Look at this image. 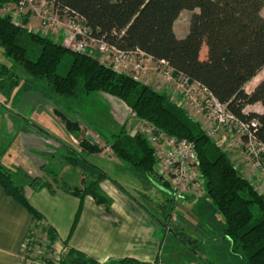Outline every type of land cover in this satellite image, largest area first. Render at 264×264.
Instances as JSON below:
<instances>
[{"label": "trees", "instance_id": "obj_1", "mask_svg": "<svg viewBox=\"0 0 264 264\" xmlns=\"http://www.w3.org/2000/svg\"><path fill=\"white\" fill-rule=\"evenodd\" d=\"M19 0H0V6ZM61 17H79L90 36L122 52L141 51L155 61H164L175 75L199 83L228 110L242 120L257 119L258 139L264 143V111L245 113L248 106L264 109V79L248 93L245 87L264 70V0H45ZM192 12L187 33L181 38L175 23L183 12ZM28 24V20H24ZM0 50L35 80H44L59 97L77 99L84 94L104 92L126 103L136 115L169 136L193 143L200 171L205 179L210 207L223 220V234L240 249L245 264H264V194L240 174L217 143L165 93L133 77L102 64L87 53L68 49L62 42L13 24L0 17ZM65 75L58 73L67 58ZM13 89L20 77L0 61V85ZM73 135L78 124L65 121ZM114 154L143 178L160 185L170 197L169 184L155 171L154 149L140 134L128 135L124 129L113 135ZM84 150L96 151L85 140ZM75 152V151H74ZM0 186L23 206L35 221L42 215L27 200L25 186H44L28 174L12 172L2 163ZM79 159L85 160L81 153ZM20 177L17 181V178ZM107 175L83 189L64 185L63 189L97 204L107 205L99 183ZM156 179L158 180L156 182ZM53 240V234L48 230ZM177 236V234H176ZM181 241L184 239L179 237ZM46 264H55L46 261ZM57 264H100L83 253L71 251ZM113 264H137L125 259Z\"/></svg>", "mask_w": 264, "mask_h": 264}, {"label": "crops", "instance_id": "obj_2", "mask_svg": "<svg viewBox=\"0 0 264 264\" xmlns=\"http://www.w3.org/2000/svg\"><path fill=\"white\" fill-rule=\"evenodd\" d=\"M174 29L176 32V27ZM187 31L188 28L184 35ZM184 35L179 37L182 38ZM263 79L264 76L250 90H247L248 83L245 90L251 93ZM2 89L3 87L0 85V132L5 130L4 126L7 127L10 135L6 137V140L12 141V143L9 141V145L5 146L8 150L2 155V163L12 172H15L16 169L23 171L27 167L34 168L36 164H34L33 158H31L32 161L23 156V161L20 157L13 159V89L9 87H6L5 91ZM23 99L25 96L22 97L20 103ZM248 108H253L254 110L251 112L258 114H262L264 111L261 104L248 106L245 113H249ZM36 115L37 118L33 120L46 130L45 133L49 132L57 139L65 138V127H61L59 130L55 129L53 125L54 131L50 132L51 129L45 125L47 122L43 111L40 113L38 110ZM34 132L30 134V137H27V140L25 139L24 143L31 146L29 150L32 154H35L36 151L41 153L38 149L39 145L43 143V138L40 137L42 134L36 135ZM226 134L225 132L219 134L218 146L227 153L240 174L257 189L259 185H262V179L252 169L248 157L240 150L231 147V140ZM24 143L21 139V144ZM3 146L0 142V147ZM62 146L66 152L73 151L65 143ZM43 153L49 155L50 150H42L41 154ZM42 156H38V159L44 163L43 165L39 163V168L42 167L48 171L43 168L48 166V162ZM61 158L60 174H67V177L61 176L64 185L83 189L76 181L74 174L77 173L74 172L73 166L67 162V154ZM44 170L42 171L46 173ZM73 179L75 181H72ZM80 180L82 182V179ZM46 182L43 180L41 184L44 186H39L37 189L25 186L26 198L43 216L41 221H35L27 210L8 196L0 186V264H16L25 238L33 229L44 233L46 241L51 245L55 255L63 257L64 249L67 248L69 253L71 251L83 253L100 264H113L125 259L133 260L137 264H220L221 262L223 264H245L244 260L236 255L239 252L238 248L224 237L223 228L218 233L209 230L204 233V237L197 232L189 236L181 230L182 232H179L181 238L184 239L183 242L164 227L162 210L157 209L159 207H149V202L147 203L143 198L137 199L132 196L123 185H120V182L114 183L107 178L100 182V191L108 200L107 205L97 204L91 196L81 198L73 195L65 191L62 185L47 184ZM204 202L188 205V201L186 205L191 210L187 217L198 221L196 217L199 207L201 213H205L202 221L211 216L210 213H207L209 210L205 209V207L208 209L209 205ZM212 211L214 210L212 209ZM215 216H217L216 213ZM197 225L198 223L194 224L195 227ZM48 230L52 232L53 240L49 236ZM197 230H199L198 227ZM230 256H235V258L229 259ZM67 258L68 256L64 259Z\"/></svg>", "mask_w": 264, "mask_h": 264}, {"label": "rangeland", "instance_id": "obj_3", "mask_svg": "<svg viewBox=\"0 0 264 264\" xmlns=\"http://www.w3.org/2000/svg\"><path fill=\"white\" fill-rule=\"evenodd\" d=\"M191 15L192 12H183L176 22L175 27L178 36H182L186 32L187 28L189 27ZM262 15L264 16V10ZM25 19L28 20V24L26 25L24 24ZM22 21L24 25L23 28L29 29L32 32L38 30V33L42 35L43 32L42 28L40 27V20L35 12L31 10V8H28V12L25 16H22ZM56 33L60 35L62 34V30L57 31ZM53 39L55 38L53 37ZM57 39L58 41L62 42L61 36H59ZM88 45L91 47L90 44ZM92 57L97 58L98 56L97 54H93ZM0 60L3 64L14 71L21 80L20 86L16 87L17 89L13 88V159L20 157L22 160L23 156L25 158H29V160L32 161L31 158H33L34 164H36L34 168L27 167L23 171L16 169L15 172L28 174L30 177L40 181V184L43 180H45L47 181V184L51 183L58 186H64L63 180H61V178L63 176L67 177V174H60V165L62 164L61 156L67 154V162L69 165L73 166L74 172L77 173L76 175L74 174V176H76V181L80 183V187L84 188L90 183L96 182L98 179H100L102 174L107 175V179L114 183L120 182V185H123L126 191L135 198H143L147 203L149 202V207H159L157 209L162 210L161 214H163V225L171 232V234L173 233L174 237H181L179 232L181 230L189 236H192L195 232H197L202 237H204V233L209 230H213V232L216 233H218L220 230L222 231L223 220L219 214L215 216V212L212 211V208L209 205L210 201L208 197H186L185 199H176L174 191H171L170 188V197H167L162 192L159 184L156 185L154 181H149L143 178L137 172L133 171L126 163L122 162L116 157L113 149L111 148V145L114 142L113 135L119 133L120 129H124V131L130 136H134L137 133L140 134V122L143 120L137 115L135 117L133 115L134 112L126 103L104 92L91 94L82 93L77 99L56 96L51 92L46 81L35 80L30 77L15 62L6 58L3 55L2 50H0ZM135 63H141L142 67L145 68L146 71H143L142 74L137 76L135 73L131 72V69L133 68L132 64L130 65V68H128V70H130L128 71V74L123 70L124 68L122 65H119L117 69L120 70V73H124L131 77L136 76L139 79L138 81L152 87L154 90L160 93H165L171 99V93L176 92L178 85L172 81L168 82L162 79L160 72L163 70V68L160 66V64L155 62L147 63V61L144 59L143 61H139V58L135 60L134 64ZM69 65L70 58L68 57L59 66L58 73L65 75L68 71ZM114 65L111 66L115 67ZM263 76L264 71H261L256 79L252 80L251 83L248 84L247 90H250ZM2 87V90L5 91L6 87H9V84H2ZM23 96H25V99H23V102L21 101L20 103V100ZM37 109L40 111V113L43 111L45 120L47 122L45 125L48 127V129H51V131L49 130L50 132L54 131V127L55 129L59 130L61 127H65V134L67 137L65 136L64 139L62 137H60L62 139H57L49 132H47L49 134L45 133L46 130L33 120L37 118ZM252 110L254 109H247L249 113ZM67 120L78 124L79 133L77 136L73 135V133L67 130L65 123ZM4 129L5 130H3V132H0V142L2 145H4L3 147H0V152L2 154L7 152L8 149L5 146L9 145L10 141L9 139L6 140V137L10 135L9 131L7 130L8 128L4 126ZM32 132H34L36 135H38V133L43 135H39L41 138H43V143L39 145L40 148L38 150H40L41 153L42 150H50V156L46 153H43L45 155L42 156L43 154L37 153L38 151H36L35 154L31 153V150H29L31 146L29 147V145H25L26 143L24 142H26L25 139L27 140V137H30ZM21 139L24 144H21ZM82 140H85L91 146H96L97 150H84V147L81 145ZM10 142L12 143V141ZM63 143L69 145L68 147H70V149L73 151L68 150V152H66V149L62 146ZM216 143L218 145L219 142L216 141ZM79 151L82 153L85 160L79 159L77 156ZM38 156H42L44 157L43 159L47 160L48 166H44L43 168L48 169V171H45L42 169V167L39 168L40 164L43 165L44 163L38 159ZM59 160L60 162H58ZM42 170H44L46 173H44ZM106 178L102 179L100 182L106 180ZM80 179H82V182ZM18 180L20 182V177L17 178V181ZM72 181H75V179ZM157 181L158 180L156 179V182ZM203 201H205V204L209 205L208 209L207 207H205V209L209 210L207 213H210L211 216L207 215L208 218H205L204 221H202L204 218L203 215H205V213H201V208L199 207L197 209L198 214L196 217L198 218V221L196 219L192 220L191 217H187L191 210L188 205L192 203L197 205ZM186 203H188V205H186ZM197 223L198 225L195 227L194 224ZM197 227L199 230H197ZM38 232L39 231L33 229L29 232V235H32L36 238L37 252L35 256L38 255L37 257H42L46 260L48 257L46 252L47 249H52L47 243L44 233L41 231L39 233ZM176 234L177 236H175ZM238 250L239 252L236 253V255L244 260L242 251L240 249ZM50 252V254L53 255V251ZM230 257L231 258L229 259L232 260L235 258V256ZM52 259L53 260L47 261L53 262L55 264L59 262L58 257L54 256ZM220 264L223 263L221 262Z\"/></svg>", "mask_w": 264, "mask_h": 264}, {"label": "built area", "instance_id": "obj_4", "mask_svg": "<svg viewBox=\"0 0 264 264\" xmlns=\"http://www.w3.org/2000/svg\"><path fill=\"white\" fill-rule=\"evenodd\" d=\"M31 8L40 20L42 35L54 37L61 36L62 43L68 49L87 53L89 56L97 54V58L104 65H114L116 71L122 65L123 70L129 73L128 68L132 64L131 72L140 75L146 71L141 63L134 64L135 60H146L147 63H157L163 68L160 72L162 79L176 83L178 88L171 93L172 102L181 103L184 110L196 122L200 124L208 137L215 142L220 133H227L231 140V147L241 151L250 160L252 169L262 179V185L257 191L264 194V143L256 136L259 127L257 119L242 120L231 113L225 104L220 103L211 92L199 83H191L184 75H175L174 70L164 61H155L151 56L141 51L122 52L116 47L102 40L91 37L90 30L82 23L79 17H61L54 7L45 0H19L17 3L0 6V17H10L13 24L24 27L22 16H25ZM64 18V20H63ZM62 30V34L56 33ZM38 33V30L34 31ZM91 47H89V45ZM125 67H124V65ZM107 65V66H109ZM127 70V71H126ZM139 80L136 76L133 77ZM136 117V113H133ZM140 135L146 138L154 149L155 171L168 183L171 191H174L176 199L204 198L206 196L205 179L200 171V163L192 142L169 136L157 129L146 120L140 122ZM36 238L29 235L25 238L23 249L16 264H46L47 260L58 257L59 262L69 254L64 249L61 258L47 250L46 260L35 256L37 252ZM48 245V246H49ZM45 252V253H46Z\"/></svg>", "mask_w": 264, "mask_h": 264}]
</instances>
